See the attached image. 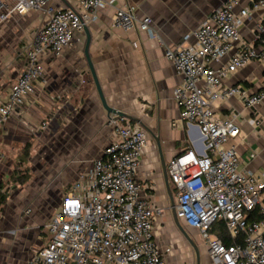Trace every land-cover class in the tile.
Returning a JSON list of instances; mask_svg holds the SVG:
<instances>
[{
    "label": "crops",
    "instance_id": "crops-1",
    "mask_svg": "<svg viewBox=\"0 0 264 264\" xmlns=\"http://www.w3.org/2000/svg\"><path fill=\"white\" fill-rule=\"evenodd\" d=\"M106 1L113 4L102 7L98 20L87 27L91 39L89 55L99 84L110 107L140 119L160 139L168 172V163L181 152L196 148L200 153L203 140L199 128L181 120L174 92L184 78L166 59V51L183 45L184 37L192 35L227 0ZM248 4L247 0L241 1L236 11ZM50 6L75 7V1L51 0ZM128 6L136 8L139 19L153 20L162 43L147 33L114 27L117 10ZM263 16L262 11L252 14L242 29L244 39L253 40ZM45 21L44 11H33L25 16L15 15L0 26L1 99L7 98L23 72L22 51L34 41ZM189 42H194V38ZM87 43L84 30L62 55H45L44 77L36 83L34 94L0 129V154L4 156L0 194L9 187L13 192L0 207V264H28L46 245L50 239L46 227L64 197L73 185L88 176L94 162L117 139L112 123L115 116H108L93 82L85 56ZM225 84L242 85L255 94L264 85V66L252 63ZM217 111L222 117L230 111L241 115L242 135L233 143L240 153L242 168L264 181V103L247 110L233 98L219 104ZM43 124L48 125L46 130ZM164 170L157 144L148 136L137 180L146 188L150 202L164 212L156 224V242L168 264H196L194 250L174 220ZM25 171L30 177L22 185L17 180ZM169 183L177 203L170 177ZM26 207L30 209L28 221L32 229L43 227L47 237L44 245L31 248L30 260L28 227L22 220L19 230H14L19 211ZM7 208L12 211L10 214L5 211ZM182 225L192 237L199 233Z\"/></svg>",
    "mask_w": 264,
    "mask_h": 264
},
{
    "label": "built area",
    "instance_id": "built-area-1",
    "mask_svg": "<svg viewBox=\"0 0 264 264\" xmlns=\"http://www.w3.org/2000/svg\"><path fill=\"white\" fill-rule=\"evenodd\" d=\"M75 7L54 9L51 0H0V26L15 15L44 11L46 21L34 41L25 47L23 72L6 99L0 98V129L34 94L44 77L43 57L60 56L78 33L98 20V13L113 1L74 0ZM227 0L166 59L183 76L174 99L181 120L199 128L202 150L181 152L168 163L178 218L203 237L211 264H264V181L242 168L234 141L242 135L241 115L222 117L218 105L238 99L245 109L264 103V85L252 94L242 85L225 81L252 63L264 66V16L246 40L242 29L254 12L264 13V0ZM114 27L161 37L150 17L139 19L136 8L118 9ZM194 38V42H189ZM227 59V62L224 60ZM213 64L219 65L218 68ZM117 139L93 164L87 177L64 197L47 225L49 241L28 264H168L156 242V224L163 210L149 200L137 180L148 133L138 124L112 121ZM48 128L47 124L42 125ZM4 156L0 154V169ZM260 208L263 220H249ZM29 213V212H28ZM223 223L232 245L212 233Z\"/></svg>",
    "mask_w": 264,
    "mask_h": 264
},
{
    "label": "water",
    "instance_id": "water-1",
    "mask_svg": "<svg viewBox=\"0 0 264 264\" xmlns=\"http://www.w3.org/2000/svg\"><path fill=\"white\" fill-rule=\"evenodd\" d=\"M85 31H86L87 36H88V43H87V47H86V51H85V56H86V59H87V62H88L89 68H90V72H91V75L93 78V82H94L96 89L98 91L101 103H102L104 109L107 111L108 116L110 118H112V116H115L114 117L115 121L125 119V120H129L130 122H133L135 124L140 125L148 133V135L156 142L160 156H161V159H162V162H163V165H164V169H165L164 174H165V178H166V182H167L168 192H169V196H170L171 210H172L174 220L176 222L178 229L180 230L182 235L186 238V240L188 241V243L190 244V246L194 250V253L196 255V260H197L196 264H201L198 247H197L193 237L190 235V233L182 225V222L180 221V219L178 218V215H177L176 199H175L174 193L172 192V189H171V186L169 183V175H168V172L166 171L165 161H164L163 154H162V147H161L160 139H158V137L155 135V133L151 129H149L140 119L135 118L133 116H130L128 114L119 112V111H117L114 108L109 106V104H108V102L104 96V93L102 91V88L99 84L98 77H97L96 71L94 69V66L92 64V61L90 59L89 47H90L91 39H90V35L88 34L87 28L85 29Z\"/></svg>",
    "mask_w": 264,
    "mask_h": 264
},
{
    "label": "rangeland",
    "instance_id": "rangeland-1",
    "mask_svg": "<svg viewBox=\"0 0 264 264\" xmlns=\"http://www.w3.org/2000/svg\"><path fill=\"white\" fill-rule=\"evenodd\" d=\"M25 173L26 174L24 176L22 175L21 177H25L26 182H28V178L27 177H30V175H29L28 171H25ZM22 174H23V172H22ZM21 177H19L17 181H20ZM11 191H12V189L10 187L5 190V194H7V198H9L11 193H13ZM1 194H3V193H1ZM28 210H30V209L28 207H26L24 209H21V211H19L20 212L19 213L20 219H19V217L17 218L18 221L16 220L17 223H16V228H14V230H16V231L19 230L18 228L20 227V221H22V220H23V225L26 224V226L28 227L27 233L29 235L28 242H29V248H30L29 249V254H28L29 255L28 259L30 260L31 257H32V251H33L32 249H34V248L37 249V248L41 247L42 245H44L46 243V238L47 237H46L45 231L43 230V227H41L40 229L37 228L36 230L32 229V225L28 221L30 219ZM5 211L7 213H9V214L12 212V211L10 212L9 208H7V210H5ZM16 214H18V212H16ZM13 218H16V217L13 216ZM193 239H194V241H195V243H196V245L198 247L201 264L205 263L206 260H210L208 252H207L206 243H205L203 237L200 235V233L194 235ZM210 262H211V260H210Z\"/></svg>",
    "mask_w": 264,
    "mask_h": 264
},
{
    "label": "trees",
    "instance_id": "trees-1",
    "mask_svg": "<svg viewBox=\"0 0 264 264\" xmlns=\"http://www.w3.org/2000/svg\"><path fill=\"white\" fill-rule=\"evenodd\" d=\"M26 179L24 178H20V184H25ZM7 200V194H0V207L2 205L5 204ZM249 220L250 221H262L263 220V216L261 214V210L260 208H257L254 212L249 214ZM212 233L215 234L216 236H218L226 246H230L232 245V241L228 236L227 230L225 228V226L223 225V223H218L216 226H214Z\"/></svg>",
    "mask_w": 264,
    "mask_h": 264
}]
</instances>
